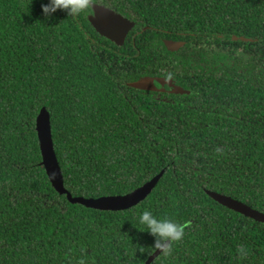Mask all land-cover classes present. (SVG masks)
Instances as JSON below:
<instances>
[{"label": "trees", "instance_id": "trees-1", "mask_svg": "<svg viewBox=\"0 0 264 264\" xmlns=\"http://www.w3.org/2000/svg\"><path fill=\"white\" fill-rule=\"evenodd\" d=\"M91 2L134 23L121 45L95 30L92 7L45 18L47 0H0V264H146L145 209L187 225L150 264H264V223L207 194L264 213V0ZM165 39L184 44L170 51ZM145 76L190 93L128 85ZM42 107L73 197L163 175L125 210L70 203L42 165Z\"/></svg>", "mask_w": 264, "mask_h": 264}, {"label": "water", "instance_id": "water-1", "mask_svg": "<svg viewBox=\"0 0 264 264\" xmlns=\"http://www.w3.org/2000/svg\"><path fill=\"white\" fill-rule=\"evenodd\" d=\"M93 13L89 15V21L95 30L102 36L121 45L129 30L133 27V22L121 14L107 8L103 5L92 3ZM236 39V37H234ZM247 40L246 38H242ZM164 44L170 51L178 50L184 43L182 41L164 40ZM155 82H158L161 87H157ZM129 86L149 91H165L164 86L169 87L171 93L185 94L190 93L189 90L173 83L172 79H165L163 77H149L145 76L134 82L128 83ZM36 131L39 140L40 151L42 154V165L44 166L49 180L53 187L60 193L65 194L70 203H78L87 208L98 210L119 211L125 210L137 205L144 200L151 190L155 187L164 171L159 172L149 181H146L141 186L122 195H106L100 197H73L63 185V177L59 167V163L54 151L51 125L49 113L45 107H42L36 117ZM207 194L220 203L221 205L250 217L258 222L264 223V213L241 201L233 199L230 196L223 195L214 191H207ZM159 250H155L147 259L146 264H150L154 259L160 255Z\"/></svg>", "mask_w": 264, "mask_h": 264}, {"label": "clouds", "instance_id": "clouds-1", "mask_svg": "<svg viewBox=\"0 0 264 264\" xmlns=\"http://www.w3.org/2000/svg\"><path fill=\"white\" fill-rule=\"evenodd\" d=\"M90 7H92L91 0H47V3L41 4V11L45 18H51L57 11H63L67 17L75 20ZM216 151L221 152V149L217 148ZM137 223L154 238V249L159 250L164 257L170 256L173 246L183 240L187 227L185 223L177 222L167 216H159L149 209L140 212ZM235 251L241 260L248 255V249L243 244ZM78 264H85V260L80 259Z\"/></svg>", "mask_w": 264, "mask_h": 264}]
</instances>
